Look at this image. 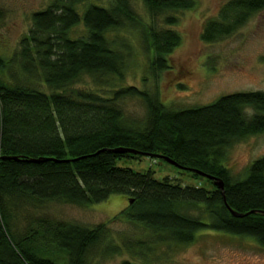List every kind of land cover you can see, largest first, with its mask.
Returning <instances> with one entry per match:
<instances>
[{"label": "trees", "instance_id": "obj_1", "mask_svg": "<svg viewBox=\"0 0 264 264\" xmlns=\"http://www.w3.org/2000/svg\"><path fill=\"white\" fill-rule=\"evenodd\" d=\"M143 3L150 21L131 0H112L109 7L91 0H52L32 15V27L13 57L0 55V264H94L107 243L105 224L88 227L34 210L52 203L86 207L114 195L133 200L117 219L143 226L159 243L189 245L200 232L213 231L252 238L264 248V157L243 178H235L224 164L228 148L264 134V92L174 109L137 87L108 95L74 87L84 75L98 84L108 77L124 79L133 48L123 31L139 32L154 74L170 68L168 57L180 36L159 28L158 20L173 26L175 14L197 2ZM262 10L264 0H228L218 18L207 23L203 39L228 37ZM5 16L0 9V22ZM81 25L86 34L74 36ZM36 76L49 94L32 84ZM128 98L144 102L143 122L126 117L122 103ZM119 149L149 156L114 152ZM157 156L221 179L224 193L189 170L208 187L161 182L151 170L117 166L122 159L161 160ZM40 158L47 161H32ZM231 209L253 213L237 218ZM124 245L133 249L131 242Z\"/></svg>", "mask_w": 264, "mask_h": 264}, {"label": "rangeland", "instance_id": "obj_2", "mask_svg": "<svg viewBox=\"0 0 264 264\" xmlns=\"http://www.w3.org/2000/svg\"><path fill=\"white\" fill-rule=\"evenodd\" d=\"M51 1L0 0V9L6 13L0 22V55L7 59L13 57L32 27V15L48 7ZM111 1L91 0L103 7H109ZM131 1L137 12L150 21L143 0ZM195 1V8L175 14V25H166L163 18L158 20L159 28L173 29L180 36V44L168 57V70L154 74L150 69L152 55L145 49L139 32L123 31L121 36L126 37L133 48L124 79L108 77L98 84L93 77L84 75L74 87L93 89L104 95L120 87H137L158 96L165 106L174 109L209 105L222 96L239 92H264V10L254 14L228 37L207 42L203 39L205 27L218 18L228 0ZM85 34L82 25L73 31L74 36ZM31 82L50 93L40 76ZM122 106L130 121L138 124L144 121L147 109L141 99L128 98ZM261 157H264V134L228 148L224 164L235 178H243L250 165ZM117 166L135 172L151 170L154 178L161 182L169 179L172 184L183 187H208L204 179L162 160L122 159ZM129 204L126 197L114 195L91 206L52 203L34 212L88 227L105 224L109 230L107 243L94 257V264H264V248L248 237L206 231L197 234L189 245L159 243L157 236L143 226L117 219ZM128 242L132 250L125 247Z\"/></svg>", "mask_w": 264, "mask_h": 264}, {"label": "water", "instance_id": "obj_3", "mask_svg": "<svg viewBox=\"0 0 264 264\" xmlns=\"http://www.w3.org/2000/svg\"><path fill=\"white\" fill-rule=\"evenodd\" d=\"M114 152L130 153V154H141V155L144 154L145 156H149L148 154L137 152V151L131 150V149H119V150H115ZM156 158L157 159H161V160H163V161L175 166L176 168H178L180 170H186V171L189 170L191 172H194L196 174H199V175H201V176H203L205 178H208V179L212 180L214 182V185L217 186L224 193L225 186H224V182L221 179L215 178V177H213L211 175H208V174H206V173H204L202 171L196 170V169H189V168L183 167V166L179 165L177 162H175L174 160H172V159H170L168 157H165V156H157ZM15 159H17V158H15ZM32 161L39 163V162L47 161V159L40 158V159H33ZM132 203H133V200H130V204H132ZM231 212L237 218H242L244 216H247V215L253 213V212H249V213L242 214V213H238V212H236V211H234L232 209H231ZM262 214L264 215V212Z\"/></svg>", "mask_w": 264, "mask_h": 264}]
</instances>
